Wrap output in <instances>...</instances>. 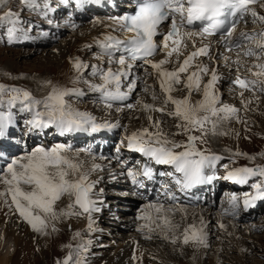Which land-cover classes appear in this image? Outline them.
<instances>
[{
  "label": "snow or ice",
  "instance_id": "1",
  "mask_svg": "<svg viewBox=\"0 0 264 264\" xmlns=\"http://www.w3.org/2000/svg\"><path fill=\"white\" fill-rule=\"evenodd\" d=\"M23 3L33 9L43 7L45 15L51 10L47 3L41 4L37 0H23ZM257 3L264 8V2L261 0H137L132 13L109 17L115 25L112 31L128 35L121 38L105 34L101 39L94 41L100 48L101 55L108 58L107 70L100 65L90 66L91 75L99 76L100 83L84 80L83 73L89 65L84 64L78 57L72 60V67L78 74L75 82L83 80L90 91L100 94L107 108L111 109L114 103L119 102L128 110H137L139 106V110L145 113L156 112L177 121L176 131L172 135L185 136L186 139L183 141L169 139L161 127L163 121L153 119L152 115H147V120L153 131H150L149 127H144L134 131L126 139L129 150L142 153L157 165L170 166L172 172L158 174L172 177L180 191L186 192L198 185L211 184L217 179L246 185L252 178H260L251 184L253 193L244 194V210L253 207L257 201H264V165L234 168L219 177L214 171L216 162L222 157L208 152L207 149L197 148V142L206 143V137L209 135H229L230 131L220 130L225 122L235 118L237 123H247L240 118L239 109L235 106L221 104V96L216 86L223 77L218 74L217 68L210 69L207 64L198 61L199 58L206 57L215 63L216 56L212 54L213 41L209 40L208 43L204 41L218 37L215 43L222 45L225 51L236 52L235 60L223 56L222 53L218 54L226 63L231 61L237 66L236 76L231 84L241 90V96L244 91L252 92L254 95L264 94V28L258 32L241 31L239 35H234L237 24L249 15L254 23L264 24V14L258 13L252 7ZM3 21L12 25L8 29L9 40L15 39L19 17L9 11L0 15V22ZM164 24H167L168 30L161 32V26ZM158 36L163 37L161 44L156 43ZM196 38L200 39V47H196ZM188 42H191L195 50L184 55ZM84 47L91 48L93 45ZM162 48L167 49L164 58L159 61L151 59ZM182 55L184 58L181 61ZM241 57L249 58L251 63L245 64ZM113 64H118L119 67L113 70L111 67ZM166 64L177 66L169 70L164 67ZM137 66H148L152 69V72H148L145 68V75L156 78L160 92L158 94L152 90L150 94L154 102L160 101L159 106L140 99H137L135 104L124 103L137 88V79L134 78L133 71ZM241 68L244 75L240 72ZM204 76H208V79L203 83L202 98L193 103L191 95L193 92L201 91ZM182 82L188 94L182 98H175L172 95L176 90L175 86ZM47 84L51 90L43 99H34L31 93L24 89L0 85V105L5 103L4 97L7 95L6 103L9 108L15 107L19 102L23 105L22 111L32 112V118L26 121L30 130L54 127L63 135L77 131L95 133L119 126L118 123L111 124L107 121L97 123L90 113L74 109L67 98L83 96L84 93L80 89L60 87L52 85L51 82ZM150 88V85H145L144 91L147 93ZM241 103L247 109L251 100ZM41 106L43 110H40ZM122 110L123 108H117V111ZM11 123V112L0 111V137L4 136ZM75 155L77 154L71 152L70 145L56 144L50 148L38 146L21 157L13 158L0 169V202L14 208L22 221L26 222L32 231L41 235L48 234L50 224L52 231H57L56 221L81 215L87 216L88 231H94L93 213L100 212L101 209L97 207L98 201L93 198V189L97 182L89 181V175L99 165L85 169L82 163L75 159ZM234 155H245L249 160L255 159L239 151ZM261 155L264 156V153ZM210 171L212 174H209ZM176 173L179 177L175 175ZM127 175L133 184L144 187L143 183L137 180V176L142 175L152 180L155 173L151 167L144 165L139 172L128 168ZM163 194L170 201L177 200L176 195L167 186H164ZM65 195L69 197V203L65 208L57 210L55 205ZM239 203V198L233 194L228 200L225 213L233 217L238 216ZM173 211V205L166 206L159 199L145 205L143 214L138 216V219L145 221L140 230L147 229L146 238H153L155 233L160 239L173 245L179 241L183 245L209 247L208 233L205 231L207 225L203 218L199 226L189 224L178 235L179 225L173 223L168 215ZM219 227L223 229L225 225L220 224ZM74 235L80 236L81 233L76 232ZM66 247L71 249V245ZM87 250L86 245H80L70 251L62 261H57V264H85L80 253Z\"/></svg>",
  "mask_w": 264,
  "mask_h": 264
},
{
  "label": "rangeland",
  "instance_id": "2",
  "mask_svg": "<svg viewBox=\"0 0 264 264\" xmlns=\"http://www.w3.org/2000/svg\"><path fill=\"white\" fill-rule=\"evenodd\" d=\"M37 2L41 4L47 3L54 14L51 16H48L47 14L45 16V9L43 7L36 9L29 8L23 3V0L6 1L3 6L0 7V15H4L6 12L11 11L19 17V23L16 24L18 29L16 35L26 38L28 42H30V40L40 41L38 46H30V43H26V46L22 45L24 48L28 49V52L24 58L17 57L18 55L15 51L21 50L20 45L24 43H21L17 39L14 40V43L11 42L12 40H9L8 29L12 27V25L7 21L0 22V85H5L9 88L16 87L27 90L31 93L34 99H43L48 94V92L51 90V87L48 86L47 82H51L52 85L65 88H78L84 93L83 96H72L67 98L74 109L90 113L95 118L97 123H102L104 119H106L105 117H108L109 120H112L114 116L119 117L123 110L119 115L117 114L118 112H110L107 110H104V112H102V110L99 111L98 106L100 107V104L101 106L105 105L100 98V94L89 91L87 85L83 83V80L80 82H75L78 74L73 69L72 63L69 64L71 62V58L67 59L69 66H66V69L63 66L67 55V57L73 56L72 60L73 58L78 57L84 64L89 65L87 68L88 70H84L85 72L83 73V77H85L83 79L91 83L101 82H93L87 77L88 75L91 76V65H100L104 69H106L105 67L108 66L107 62L102 60L99 62L97 60L98 57L101 56L99 55L98 51L91 47L88 48V52L84 53L81 48L79 51L82 52V57H79L72 55L71 53L75 54V52H70L69 49L71 51L73 49H77V45L80 42L85 41L90 37L91 33H88V31L85 30V27H87L86 25H88L91 29L89 32H92L94 30L93 28H95L94 25H98L99 20L104 21V17L98 11L96 13L95 10L93 11L91 9V2L89 3L90 6L88 7L93 12H87L86 8L84 11L79 12L77 8L75 9V4H77V1L75 3L74 0H37ZM83 2H87V0H83ZM261 2H264V0H261ZM253 8H255L258 13L264 14V8H261L259 3L255 4ZM73 13H78L77 15L84 13L80 18H78L79 20L75 25H71L72 21H75L76 19L75 17V19L72 20L71 14ZM109 17L106 18L108 19ZM241 21L242 26L240 25L238 27L236 33H239V31L243 29L246 31L248 30V33H253L258 32L261 27L264 28V24L259 22L254 23L253 18L250 15ZM44 23L46 24L44 25ZM42 25L45 27H42ZM31 33H33L34 36ZM114 34H116V32H114ZM96 39V36L92 37L93 42ZM42 42H44V44H42ZM56 45H60V47L64 49L58 53L59 55H56L57 57L43 54L41 58H37V54L41 55L42 53L41 49H46L49 47L52 49ZM39 51L41 52L37 53ZM14 52L15 54H13ZM54 52L56 53L57 51L54 50ZM227 53L230 55L233 54L232 57L236 58V52ZM181 57H183V55ZM102 58L105 60L108 59L106 56ZM43 59H47L48 63L46 64V60ZM219 59H216V64L211 63V67L214 66L218 70L221 68L219 64L224 63V67L221 68V70L224 71V73L226 72L227 77H229V79L223 81V87L220 88V102L221 104L235 106L241 113L240 118H242L244 121H247L246 124L240 123L238 126L233 125V127L228 128L226 131H230V134L222 135V140H220L218 135H209L206 137V143H200L199 141L197 142V148L201 150L207 149L208 152L222 157L220 161L216 162V167L219 165L221 168L220 171L222 172L219 177H222L227 171H230L234 168L245 166L256 167L257 165H264V156L261 155L264 153V98L263 94H261V99L260 97H257L260 95V93H257L258 95H254L249 91H244L243 96H241V90L231 84V81L234 80L236 76L237 66L226 65V61L222 60V62H219ZM241 59L244 60L245 64L251 63L249 58L241 57ZM203 60L206 61V59ZM208 64V66H210V63ZM111 66L113 69L119 67L118 64H113ZM147 67L148 66H137L139 80L138 86L131 95H136V100L140 98V100L143 102H150L151 104L154 102L153 100H149V98L152 99L150 94L151 91L155 90L159 94L160 90L159 86L155 85V76L145 75L144 69ZM148 70V72H152V69ZM240 72L242 75L245 74L243 68L240 69ZM38 77L43 79V83H38L37 86H35L37 83L36 78ZM207 79L208 77L204 76L201 85L206 83ZM126 85L127 82L125 81L124 90H126ZM145 85L151 86L149 92L147 93L144 91ZM176 86H178V88L181 87V85ZM39 91L42 92V98H38L37 96ZM185 92L188 93L187 90ZM201 93L202 89L199 92H193L191 98H195L197 100L198 97L201 98ZM173 96L176 97L175 95ZM142 97H145L146 100L145 98L142 99ZM7 98L8 96L5 95V103L0 105V111H10L13 119L12 123L9 125L11 127L5 131V136L0 137V166H2V168L5 167L6 164L13 158L21 157L26 152H30L35 147L42 146L45 148H50L56 144L70 145L71 150H74L75 153H86L88 156L93 158L91 154V146L93 141L87 142L86 145L75 146L77 143L74 144L73 142H68V138L73 139V132L61 135L54 127L46 130H30L26 121L32 118V112L27 110L22 111L21 109L23 105H21L19 102L15 107L9 108L6 103ZM136 100L134 99V104ZM249 100L252 102L248 104L247 109H245L241 102ZM89 102L93 105L91 104V106H89V104L87 106L86 104ZM125 103H130V101H125ZM154 103L159 106L160 101L158 100ZM113 106L123 107V104L116 102L113 104ZM40 110H43L42 106L40 107ZM169 110H171V105H169ZM130 113L133 117L131 121L118 120L117 122L119 126L112 129L118 130V132H116V137L123 143L120 144V148H122V154H124V158H119L120 162L129 164L130 166H136L141 162L143 163L142 159L145 156H132L130 154L131 151L127 148L126 137L131 135L134 131H138L143 127H147V125L144 122H138L139 114L141 113L139 108L137 110H130ZM124 115H126V118L129 116V114L126 113ZM150 115L153 116V119H160L163 121L161 127L163 130H166V133L168 132L167 134L169 139L175 141H183L186 139V137L183 135L174 137L171 134L176 131V120L167 116H161L160 113L156 112H153ZM19 118L21 121L18 120ZM222 126H227V122H225ZM112 129H109L108 131L113 132L111 131ZM79 132L82 133V131ZM195 134L199 135V133ZM110 148L107 149V155L99 157L104 159L105 162H102V159L97 157L94 159L97 164H102V172L104 177L106 176L105 180L117 182L119 178H117L115 169L118 166V162L117 160L113 161L110 158L112 152L116 154L115 150L117 147L115 149ZM81 149H85L86 151L81 152ZM178 150L179 149H177V151ZM237 151L247 154V156L255 157V159L249 160L245 155H234V153ZM133 159H135V161H133ZM147 162L151 164L153 163L152 165L154 166H161L155 164L154 161L149 162L147 160ZM221 162L223 165H220ZM172 171L173 169L167 165H165L164 168L160 170V172ZM95 174L97 175L98 172H95ZM209 174H212L211 171ZM214 174H217L216 168ZM123 175L124 173H122V176ZM175 175L179 177L178 173ZM156 176H158L159 180L158 186L162 188V190L154 191L157 187L156 185L155 188L151 190L152 192L154 191L152 195H155L156 193V196H161L162 199L160 198L159 201L164 202L166 206L169 204L173 205L174 211L168 215L172 220L174 219L177 221V224L179 225L178 229H181L182 231L189 224H195L199 226L200 220L203 218L204 223L207 225L205 231L208 233L209 247L205 248L200 246L193 249L191 244L183 245L178 241L179 243H177V247L174 249L175 253H177V256L174 253L173 255H170V252L172 251L170 250L172 248V244L160 239L155 233L153 238L148 239L146 238L147 229L143 231L133 229V227L131 229H124L123 232L125 235H132V233H135V235L140 234L141 239H144L142 241V246L146 250L144 249V253L142 254L144 257L143 264H264V201H260L258 204L255 203L253 207H250L247 210H244L243 208L244 194L253 193L254 190L251 188V184L260 178L254 177L249 180V183L246 185L235 184L224 179H217L211 184L198 185L194 187L193 191L188 193L187 191H180L178 186L174 184L172 177L168 178V176H160L158 173H156ZM225 182L227 184L222 185ZM110 184H108V186H110ZM234 185L240 187L236 190H233ZM97 186V188L100 187L99 185ZM108 186H103V189L100 190V192L103 191L105 193L107 199L110 200L111 205L108 204L110 205L108 209L103 210V212H99L100 221L98 220L99 224L98 222L96 223L98 224L97 226H99V228L102 227L103 230H106V234H102L99 238L92 239L91 243H87L88 241L85 240L88 233V229L85 227V221L87 220L86 215L73 216L67 219L56 221L55 227L57 231H52L50 224L47 230L48 234L45 236V239L48 242L45 244H43L39 236H24L23 233L27 232V230L25 228H21L20 233L18 235L12 233L6 239L4 246L2 247L5 249L8 248L11 251L13 250L11 254V262L15 261L13 264H57V261H62L64 257L70 253V251L77 249L80 245H86L88 250L86 252L80 253V256L85 260V264H110L111 257L115 256L121 248L120 246H123L124 243L129 238H131H122L118 235H114V230L116 229L115 227L118 226L120 222H129L131 217H134L135 226H141L143 222L138 219V216L143 214L144 206L147 205L149 201L147 202V199L146 201H143L141 199L131 198V195H128V199L122 201L121 198L123 197H120V195H125V187H122L123 185L120 187L114 185L115 188H111L113 190L112 191ZM164 186H167L170 191L176 195V201L180 200L179 203L176 201H170L168 197L163 194ZM233 194L236 195L240 201L239 214L236 217L227 215L225 213V209L228 207V200ZM64 197L66 198L65 200H63ZM64 197H62L61 200L55 205L57 210L65 208L69 203V197L67 195ZM149 197H151V194H149ZM107 199L104 201H108ZM102 201L100 206L103 208L104 203ZM128 204H130L131 207ZM117 206H120L121 208L117 210ZM129 208L130 210H128V212H124L123 216L121 214H116L118 211L122 213L124 209ZM182 208L183 211H181ZM18 217L19 215L15 213L13 208V214L10 213L9 215L11 231H13V229L16 228V225L19 224ZM1 218L2 216H0V219ZM220 224L225 225V227L221 229L219 227ZM20 226H22V224ZM76 232L81 233V235L75 236L74 234ZM16 233L18 232L16 231ZM0 239H2L1 235ZM152 242L161 243L167 249L170 248L168 249L169 252H166V255H164L160 251L155 250ZM17 244L19 250L16 251ZM67 245H71V249L66 247ZM241 249H244L245 251H241ZM73 255L75 256V252H73ZM0 257H4L3 251H0Z\"/></svg>",
  "mask_w": 264,
  "mask_h": 264
},
{
  "label": "bare ground",
  "instance_id": "3",
  "mask_svg": "<svg viewBox=\"0 0 264 264\" xmlns=\"http://www.w3.org/2000/svg\"><path fill=\"white\" fill-rule=\"evenodd\" d=\"M6 1H10V0H0V7H2L3 6V4L6 2ZM76 1H77V9H78V11L79 12H82V11H84V9L85 8H87L88 6H90L91 7V9H96L97 11H99L100 13H102V12H104V11H102V9H103V4H102V1L103 0H87V2H83V0H74V2L76 3ZM105 1H107V2H105V4H114L115 5V1H111V2H108L109 0H105ZM91 2V4L89 5V3ZM121 2H123V0H121ZM255 5H252V7H254ZM94 11V10H93ZM92 11V12H93ZM70 12H71V10H70ZM105 13V12H104ZM48 16L50 15H52V10H50V11H48ZM78 14V13H77ZM76 13L74 14L73 13V15H72V20L73 19H75V17H76V19H75V21H72V24L71 25H75L77 22H78V18H80L82 15H77ZM98 15V14H97ZM99 17V16H98ZM110 17H114L113 16V14H111L110 15ZM99 23H98V25H94V27L95 28H93L94 30L92 31V32H89L91 29H90V27L88 26V25H86L87 27H85V30L86 31H88V33H91L90 34V37L87 39V40H85V41H82V42H80L78 45H77V49H73L72 51L69 49V51L70 52H75V54L74 53H71L72 55H76V56H79V57H82V52H80L79 50H81V48H82V50L84 51V53L85 52H88L89 50H88V48H85L84 46L85 45H93V49H96L97 51H98V53H99V55H101V50H100V48L98 47V46H96L95 44H94V42H93V40H92V37H94V36H96L97 37V39H101L105 34H111V35H115L114 34V31H112V29L115 27V25L112 23V21L108 18H104V21H101V20H99L98 21ZM70 23V22H69ZM241 23V25H242V21L240 22ZM112 28H111V27ZM263 26V25H262ZM91 27H93V26H91ZM262 28V27H261ZM83 29V28H82ZM160 31L161 32H166L167 30H165V31H163L162 29H160ZM241 31H243V32H248V30L246 31V30H240L239 31V33L241 32ZM116 33H118V31H115ZM239 33L238 34H236V35H239ZM118 35V34H117ZM17 37L15 38V39H17V40H19L21 43H24V44H21L20 46H21V48L20 47H18V48H20L21 50H18V51H15L16 52V54L18 55L17 57H23L24 58V56L26 55V53L28 52V49H26V48H24L22 45H25L26 43H30V46H38V44L40 43V41H37V40H30V42H28L27 40H26V38H23V37H19L18 35H16ZM160 38L161 39H163V37L162 36H160ZM15 39H13L11 42H13L14 43V40ZM96 39V40H97ZM218 39V37H213V38H208V39H206L205 41H204V43H208L209 42V40H212L213 41V46H212V54L214 55V56H216L217 55V57L218 58H220L221 59V61L223 60V61H225L221 56H219L218 54L219 53H222L223 54V56H227V57H230L231 58V60H235L236 58H234V57H232L231 55L229 56V54H227V53H225V49L223 48V49H221V48H219V46H221V47H223L222 45H220V44H217V43H215V41ZM162 41V40H161ZM16 42V41H15ZM42 44H44V42H42ZM26 46V45H25ZM201 45H200V39L199 38H196V47H200ZM40 47V46H39ZM191 47V48H190ZM51 47H49V48H46V49H41V51H42V53H41V55L39 54H37V58L39 59V58H41L42 57V55L43 54H46V55H51V56H54V57H57L56 55H59L58 53H60V51L62 50H64L62 47H60V45L58 46V45H56V46H54V48H52V49H50ZM54 50H56L57 52L55 53L54 52ZM166 51H167V49H165ZM195 50V48H193L192 47V44H191V42H188V46H187V48H186V50L184 51V55H187L188 54V52H191V51H194ZM41 51H39V52H37V53H40ZM165 51V52H166ZM15 52L13 53V54H15ZM54 52V53H53ZM165 52H162L161 50L153 57V58H151V59H153L154 61H159L160 59H163L164 58V53ZM231 53V52H230ZM10 55V54H9ZM84 55V54H83ZM68 56V55H67ZM66 56V58H65V61H64V64H63V66L65 67V69H66V66H69V64H71L72 63V57L73 56H69V57H67ZM117 57L116 58H118V54L116 55ZM16 57V56H15ZM102 57H104L103 55H101L100 57H98V61L99 62H101V60L102 61H104V62H107V59L105 60V59H103ZM68 58H71V62L68 64L67 63V59ZM183 58H184V56L183 57H180V60L182 61L183 60ZM203 58H205L206 59V61L207 62H205L204 60H203ZM12 59V58H11ZM219 59V60H220ZM43 60H46V64L48 63V60L47 59H43ZM218 60V61H219ZM93 62V61H92ZM198 62H203L204 64H207V65H209L208 64V62H212V61H210L208 58H206V57H201V58H199V61ZM98 63V62H97ZM96 63V64H97ZM214 64H216V63H214ZM219 64V63H218ZM108 65V64H107ZM173 65V66H172ZM213 65V64H212ZM220 66H221V68H223L224 67V63H221V64H219ZM226 65H229V66H232V65H234V66H236L235 64H232L231 63V61H229V62H227L226 63ZM177 65L176 64H166V65H164V67L165 68H168L169 70H172L173 68H175ZM108 67V66H107ZM107 67H105L106 69L105 70H107ZM112 67V66H111ZM210 69L211 68H213V67H211V64H210V66H208ZM68 68V67H67ZM221 68L220 69H218L217 70V72H218V74L219 75H221L222 77H223V79L217 84V89L219 90V94H220V96H221V92H220V88H222L223 87V81L224 80H226V79H229V77H227V74H226V72L224 73V71H222L221 70ZM115 69H117V68H115ZM115 69H113V70H115ZM147 69V71H149L148 69H151V68H146ZM228 69V68H227ZM88 70V69H87ZM145 70V69H144ZM194 70V69H193ZM134 72H136V69L134 68V70H133ZM85 72V71H84ZM91 72V71H90ZM135 75H134V78H136L137 79V86H138V69H137V72L136 73H134ZM140 75V74H139ZM85 77V76H84ZM83 77V78H84ZM90 80H92L93 82L94 81H100V78H99V76H96V77H93L92 75L90 76V75H88L87 76ZM208 77V76H207ZM155 78V77H154ZM235 79V78H234ZM37 82V83H36ZM36 84H35V86H37V84L38 83H43V79L41 78V77H38V78H36ZM127 82V81H126ZM202 83V82H201ZM33 84V83H32ZM155 85L156 86H159L158 85V83L156 82V78H155ZM179 85H181V87L180 88H178V86H175L176 88H178V89H176L173 93H172V95H175L176 97L175 98H182L183 96H185V95H187L188 93H186L185 91L187 90L185 87H184V85H183V82L181 83V84H179ZM224 85H226V84H224ZM202 87H203V85H201V89H202ZM228 88V87H227ZM86 89V88H85ZM89 89V88H88ZM186 89V90H185ZM229 89V88H228ZM43 90V89H42ZM184 90V91H183ZM231 90H233V89H231ZM235 90V89H234ZM90 91V90H89ZM135 91V90H134ZM238 91V90H237ZM235 92V91H234ZM140 93V92H139ZM136 94H137V92H136ZM202 94V93H201ZM238 94V93H237ZM255 95H258L257 93L255 94ZM38 98H42L43 96H42V92H38ZM138 97V96H137ZM147 97V96H146ZM201 98H202V96H200ZM257 97H260L261 99H262V95L260 94V95H258ZM256 97V98H257ZM143 98H145V97H142V99ZM201 98H197V100L198 99H201ZM263 98H264V94H263ZM134 99L136 100V95H131L130 96V98L127 100V101H130V103H132V104H134ZM140 99V98H139ZM247 99V98H246ZM250 99V98H249ZM257 99H259V98H257ZM145 100H146V98H145ZM144 100V101H145ZM149 100L151 101L152 99H150L149 98ZM195 98L193 99V98H191V101L194 103L195 101H197ZM248 100V99H247ZM126 101V102H127ZM132 101V102H131ZM93 102V101H92ZM252 102V101H251ZM125 103V102H124ZM148 103V102H147ZM150 103V102H149ZM154 103V102H153ZM262 103V102H261ZM76 104V103H75ZM90 104V102L88 103V104H86L87 106ZM92 104V103H91ZM91 104L89 105V106H91ZM105 104V103H104ZM93 105V104H92ZM76 106V105H75ZM78 106V105H77ZM93 108V107H92ZM117 108H123V112L120 114V112L121 111H117ZM139 108V106H137V109ZM94 109H96V108H94ZM98 109H99V111L100 110H102V112H104V110H107V111H113V112H118L117 114L119 115V117H116V116H114L113 118H112V120H109V118L108 117H105L106 119H104V117H103V119H104V121L102 122V123H104V122H108V123H111V124H117L118 122V120L119 121H123V120H126V121H131L132 119H133V117L131 116V113H130V110H128L127 108H124V107H117V106H113L111 109H109V108H107L105 105H103V106H101V104H100V107L98 106ZM98 109H96V110H98ZM132 112V111H131ZM129 114V116H128V118H126V115H124V114ZM134 113V112H133ZM153 113V112H152ZM152 113H145V112H143V111H141V113L139 114V123L140 122H144L146 125H147V127H149V130L150 131H153L154 129H152L151 127H150V125H149V122H148V120H147V115H150V114H152ZM18 114V113H17ZM241 113L239 112V116H241L240 115ZM134 115V114H133ZM136 115V114H135ZM155 116V115H154ZM137 117V116H136ZM17 118V117H16ZM135 118V117H134ZM155 118V117H154ZM102 119V118H101ZM242 119V118H241ZM19 121H21V119L19 118L18 119ZM17 120V121H18ZM136 122H137V120H136ZM138 124V123H137ZM240 123H237L236 122V120H235V118H233L231 121H229V122H227V126H225V127H223L222 126V128L220 129V130H222V131H226V130H228V128H230V127H233V125H239ZM9 127H11V126H9ZM9 127H8V129H9ZM166 127V126H165ZM144 128V127H143ZM239 129V128H238ZM46 130V129H45ZM40 131V130H39ZM48 131V130H47ZM112 131V130H111ZM165 133H166V130H163ZM49 133V132H48ZM168 133V132H167ZM172 134V133H171ZM5 136V135H4ZM100 136V135H99ZM219 136V138H220V140H222V135H218ZM105 137L107 138L108 137V135L106 134L105 135ZM175 137V136H174ZM222 137V138H221ZM228 137V136H227ZM109 138V137H108ZM218 138V137H217ZM231 139V138H230ZM229 139V140H230ZM113 141H115V140H113ZM126 143H127V141H126ZM233 143V142H232ZM113 145H114V143H113ZM105 146H107V145H105ZM202 146V145H201ZM107 148H110V146L109 147H107ZM117 149H119V145L117 146V148H116V150ZM179 151V150H178ZM71 152L72 153H74V154H77V155H75V159L78 161V162H80V163H82V165H83V167L85 168V169H90L91 167H92V165H99V167L95 170V171H91L90 172V175H89V181H96L97 183L95 184V187H94V189H93V193H94V196H93V198L94 199H96L97 201H98V203H97V207H99L100 209H101V211L100 212H103V210H106V209H108L109 207H110V205H111V203H110V200L109 199H107V197H106V195H105V193L103 192V191H101L100 192V190H102L103 189V186H108V184H110V183H112V184H110V186H108L110 189L112 188V189H114L115 187H114V185H115V183H113V182H111L110 180H105L106 179V176L104 177V175H103V172H102V170H103V168H102V164L100 163V164H97L96 162H95V159L94 158H92V157H90V156H88L86 153L85 154H81V153H75L74 152V150H71ZM92 152V151H91ZM135 153H138V152H135ZM131 154V153H130ZM139 154V153H138ZM141 154V153H140ZM114 155V153L112 152V155L111 156H113ZM94 157V156H93ZM98 158V157H97ZM99 159H102V158H99ZM102 162H105L104 161V159H102ZM112 162V161H111ZM99 163V162H98ZM107 163V162H106ZM132 165V164H131ZM152 165V164H151ZM220 165H223V163L221 162V164ZM105 166V165H104ZM103 166V167H104ZM160 167H158V166H154V165H152V169H153V171H155V173H158V169H159ZM142 168H141V166L139 165V167L138 168H134V170L135 171H140ZM220 167H219V165L216 167V170H217V174H216V176H220L221 175V171H220ZM157 170V171H156ZM95 172H98V174L96 175L95 174ZM105 172V171H104ZM117 176H119V178L121 179V177H122V171H121V168H120V171H118V173H117ZM128 176V175H127ZM179 176V175H178ZM118 178V177H117ZM169 178V177H168ZM116 179V178H115ZM125 180V179H124ZM124 180H123V182H121V184H125L124 183ZM137 180L138 181H140L141 183H143V185H147L146 187H140L138 184H135L137 187H138V189L137 190H135V191H133L132 193H129L130 195H131V198H136V199H141V200H143V201H146V199H147V202L149 201V203L150 202H154V201H157L158 199L160 200V198H161V196L159 197V196H156V193H155V195H152L153 194V192L151 191L152 189H154L155 187L153 186L154 185V183H153V180H148L147 178H145V177H143L142 175H139V176H137ZM128 181H132L131 180V178L130 177H128V179L125 181V182H128ZM116 182V181H115ZM226 185L227 183L225 182V183H223L222 185ZM97 185H99L100 187L99 188H97L98 186ZM149 186V187H148ZM153 186V187H152ZM221 187V186H220ZM240 186H233V190H236V189H238ZM111 189V190H112ZM193 189L194 188H192V189H189V190H187V192L189 193V192H191V191H193ZM106 191V190H105ZM113 191V190H112ZM114 192H116V191H114ZM187 193V194H188ZM109 194V193H108ZM149 194H151V197H149ZM120 197H122V196H120ZM129 198H130V196H129ZM181 198V197H180ZM182 198H185V197H182ZM66 198L64 197L63 198V200H65ZM105 199H107L108 201L106 202V201H104ZM162 199V198H161ZM103 200V201H102ZM122 200H125V199H122ZM101 201L104 203L103 204V208L100 206V203H101ZM260 201H257L256 203L258 204ZM63 203V202H62ZM0 204H1V207H0V216H2V218L0 219V235H1V238L2 239H0L1 241H0V251H3V256L4 257H0V264H13L15 261H12L11 262V260H12V256H11V254H12V252H13V250L11 251V250H9L8 248L7 249H5V248H2L3 246H4V243H5V241H6V239L12 234V233H14L15 235H18L19 233H20V229L21 228H25L26 230H27V232H25V233H23V235L24 236H27V237H34V236H39L40 237V239L42 240V242H43V244H45L46 242H48L46 239H45V236L46 235H41V234H39V233H36V232H34V231H32V229H31V227L26 223V222H24V221H22V219L20 218V217H18L19 218V224H17L16 225V228L15 229H13V231H11L10 230V221H9V215H10V213H12L13 214V208H11V207H9V206H7L6 207V205L3 203V202H0ZM108 204H110V205H108ZM148 204V203H147ZM129 206H130V204H128ZM131 207V206H130ZM182 207V206H181ZM185 207V206H184ZM121 207L120 206H117V210H119ZM128 210H130V208L129 209H124V211L122 212V213H120L119 211L118 212H116V214L117 215H124V212H128ZM198 210H200V209H198ZM181 211H183V208L181 209ZM191 211V210H190ZM114 212V211H113ZM93 220H94V231H92V232H89L88 231V233H87V237L85 238V240L86 241H92V239H94V238H99L102 234H106V230H103V228L101 227V228H99V226H97L98 224H99V221H100V215H99V212H95V213H93ZM99 220V221H98ZM172 220V219H171ZM142 222H143V224L145 223V221H143V220H141ZM173 221V223H175V224H177V221L176 220H172ZM98 222V224H96ZM180 222V221H179ZM136 223V222H135ZM22 224V226H20ZM84 224V223H83ZM200 224V223H199ZM18 225H19V227H18ZM87 225H88V220H86L85 221V227L87 228ZM136 225H137V223H136ZM133 227V229H138V230H140V228H141V226H139V225H137V226H135L134 225V217H131V219L129 220V222H125V223H121L120 222V224L118 225V226H116L115 228V230H114V235H118V236H120V237H122V238H128V237H131V238H129L125 243H124V245L123 246H120L121 248L119 249V251H118V253L115 255V256H112L111 257V261H110V264H143V262H144V257H143V253H144V247L142 246V241L144 240H142L141 239V235L140 234H136L135 235V233L133 234L132 233V235L131 234H127V235H125V233L123 232V230L124 229H131ZM16 231L18 232V233H16ZM183 231L181 230V229H177V233L178 234H181ZM155 236V234H153V237ZM162 242V241H161ZM150 243H151V241H150ZM153 243V242H152ZM177 243H179V242H177ZM147 244H148V242H147ZM146 244V245H147ZM154 247H155V250H157V251H160L161 253H163L164 255H166V252H169V250L168 249H170V248H166L165 246H163V244H161V243H153L152 244ZM158 245V246H157ZM192 245V244H191ZM145 246V245H144ZM150 246V245H149ZM193 246V245H192ZM152 247V246H151ZM167 247H168V245H167ZM171 249L170 250H172L171 252H170V255H173V253L176 255L177 253H175V248L177 247V244H175V245H171ZM153 248V247H152ZM196 248V246H193V249H195ZM17 250H19V248H18V244H17V248H16V251ZM146 250V249H145ZM134 251V252H133ZM133 252V253H132ZM196 254V253H195ZM198 255V254H197ZM177 256V255H176ZM195 257V256H194ZM11 262V263H10Z\"/></svg>",
  "mask_w": 264,
  "mask_h": 264
}]
</instances>
